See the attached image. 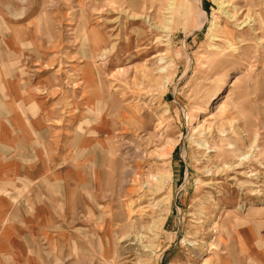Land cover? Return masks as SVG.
I'll return each instance as SVG.
<instances>
[{
	"label": "rangeland",
	"instance_id": "rangeland-1",
	"mask_svg": "<svg viewBox=\"0 0 264 264\" xmlns=\"http://www.w3.org/2000/svg\"><path fill=\"white\" fill-rule=\"evenodd\" d=\"M169 1L0 0L1 50L78 123L65 150L87 182L43 264H221L264 213V0H224L254 32L214 0H178L164 29Z\"/></svg>",
	"mask_w": 264,
	"mask_h": 264
},
{
	"label": "crops",
	"instance_id": "crops-1",
	"mask_svg": "<svg viewBox=\"0 0 264 264\" xmlns=\"http://www.w3.org/2000/svg\"><path fill=\"white\" fill-rule=\"evenodd\" d=\"M8 54L0 47V264H43V249L71 225L79 180L87 182L77 175L72 137L65 150L63 132L78 123L75 112L65 121L61 96L28 85ZM233 230L221 264H264V213L240 218Z\"/></svg>",
	"mask_w": 264,
	"mask_h": 264
},
{
	"label": "bare ground",
	"instance_id": "bare-ground-1",
	"mask_svg": "<svg viewBox=\"0 0 264 264\" xmlns=\"http://www.w3.org/2000/svg\"><path fill=\"white\" fill-rule=\"evenodd\" d=\"M193 1L196 3V6H197V9L199 10V13L201 12L200 14H203L202 8L200 7V0H193ZM214 3L217 5L219 15L224 18L225 27H227V25H229V23H231V24L234 25V27H241L242 26V28H240V29H243L244 27H248L251 32L252 31L253 32L255 31L254 29H252L253 26H254L253 20L250 21V19H249L248 21H241V22H239V20L237 19V11L235 10V8H234V13L231 12V11H229L227 9L228 7H226V5H225V1L224 0H214ZM134 4L135 3H132L131 2V3L128 4V6H133ZM177 6H178V0H170L169 1L168 5H167V9H166V11H167V13H166L167 17L165 18L166 27H164V29L165 28H168L170 26V24L173 22L174 15H175V10L177 9ZM142 11H143V6H142ZM185 13H186V11H185ZM201 16H203L202 18H204V15H201ZM129 17L132 18V19H134V20H136V19H138V17H142V16L141 15H138V14H134V15H130ZM142 20H143V23L147 27H149L150 29H156V30L159 29V26L158 27L157 26H154V23L152 22V18L150 16H143ZM213 20H212V23H211L210 28H209L210 32H213V35H211L212 38L217 37V35H215L217 33H222L224 36H227L228 35L227 33L222 32V31L220 32L221 29H219V25L216 23V21H213ZM251 22H252V24H251ZM200 27H201V25L198 28H200ZM227 39H226L227 40V43L228 42L230 43L231 41H230L229 36H228ZM216 40H217V38H216ZM97 42L100 43L99 37H95V43H97ZM229 46L231 47V43L229 44ZM237 167H239V165ZM223 169H225L226 171H231V170H233V167L231 165V166H227L226 168L224 167ZM156 182H158L157 183V187L154 188L153 191L154 192L161 191L160 190L161 189V184L163 183L162 179H156ZM209 184H210L209 182L206 183V185H209ZM146 186H148V185L146 184ZM150 190H152V187H151Z\"/></svg>",
	"mask_w": 264,
	"mask_h": 264
}]
</instances>
